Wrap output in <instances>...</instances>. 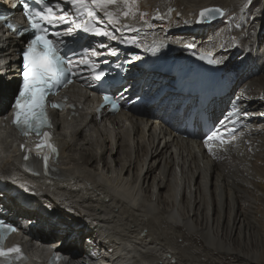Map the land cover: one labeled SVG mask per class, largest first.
Masks as SVG:
<instances>
[{
	"label": "bare ground",
	"instance_id": "obj_1",
	"mask_svg": "<svg viewBox=\"0 0 264 264\" xmlns=\"http://www.w3.org/2000/svg\"><path fill=\"white\" fill-rule=\"evenodd\" d=\"M128 2L127 16L124 0L109 5L118 23L108 18L104 24L114 35L140 40V51L152 50L166 63L186 62L187 50H193L186 46L190 43L197 50L214 49L226 69L236 73L232 90L244 76L259 71L237 89L251 127L232 147L213 154L198 140L142 117L148 113L144 109L103 127L92 125L94 119L69 127L57 118L58 155H49L47 169L32 153L24 159L21 145L31 150L30 142L17 144L11 136L0 141V188L6 184L2 193L10 194L9 186L26 189L57 209L52 214L56 221L67 215L77 229L86 227L79 230L85 233L80 239L88 241L97 260L112 256V264H264L259 249L264 242L254 244L250 235L252 226L258 229L253 217L262 218L264 230V115L252 114L264 112V0ZM211 5L224 7L227 16L218 24L197 25L198 11ZM245 11L247 18L241 15ZM13 77L0 78V115L15 89ZM249 179L256 191L249 188ZM255 196L262 200L257 207ZM10 198L11 204L17 202L13 194ZM24 213L26 218L39 215L37 210ZM41 236L54 238L44 232ZM58 236L68 240V233ZM71 241L76 243L67 244L69 252L78 249L77 240Z\"/></svg>",
	"mask_w": 264,
	"mask_h": 264
},
{
	"label": "snow or ice",
	"instance_id": "obj_2",
	"mask_svg": "<svg viewBox=\"0 0 264 264\" xmlns=\"http://www.w3.org/2000/svg\"><path fill=\"white\" fill-rule=\"evenodd\" d=\"M68 2L76 7V14L83 15L84 12L88 16L95 18V9L105 13L112 23H118V20L112 18V13L107 12L109 5H115L118 0H68ZM30 3L34 6L30 8ZM125 7L128 11L123 13L124 16L130 14L131 7L128 0H124ZM20 5L23 7L24 13L29 21L28 26H18L15 23H7L8 29L16 32L18 35H25L31 32V38L27 43L26 48L22 51V86L19 89L13 104V124L21 129L24 135L35 132L37 135L43 136V141L36 145L37 148H42L45 145L51 149L52 154L58 155V150L54 145L48 143L50 134L43 132L45 126L50 127V119L47 116L46 101L47 97L53 93V90H58L59 87H67L72 83V76L76 73L74 68L79 65H86L93 69L94 79L101 80L106 73L99 69V64L95 63L89 57V49H84L83 52L77 53L74 50L63 51L60 47L64 43L63 40H54L50 38L52 35L49 32V26L67 24L68 13L60 9V5H51V0H20ZM17 5H13L16 7ZM42 6V7H41ZM57 9H60L61 14L57 15ZM83 10V11H82ZM216 14H223L219 8H205L199 13L200 22L205 21L209 17H214ZM0 20H7V17L0 16ZM83 28L84 31L90 32L94 36H102L111 40H116L117 37L111 32L104 31L103 27L86 26L85 24L75 23L61 32H55L54 35L59 37L63 35H71L75 29ZM135 43V41H132ZM189 49L196 47L195 43L186 45ZM101 48L107 46L100 44ZM109 51L115 55L114 49ZM155 51V49H154ZM91 55L96 56L99 53L95 48L91 49ZM74 58H76L74 60ZM203 58V57H201ZM136 59H140L139 56ZM209 63H222V60L210 59ZM104 101L112 105L113 110H117L119 105L110 96L105 95ZM52 107L60 108L63 105L53 103ZM247 115V113H244ZM212 139V137H209ZM25 152V160L29 159L31 150L26 145H21ZM37 155H40L37 153ZM45 169L48 168L49 155L43 154ZM9 231H15L11 225H3L0 222V264H10L9 257H14L16 260H24L26 257L22 255L21 248L16 245L12 248L4 247V240Z\"/></svg>",
	"mask_w": 264,
	"mask_h": 264
},
{
	"label": "rangeland",
	"instance_id": "obj_3",
	"mask_svg": "<svg viewBox=\"0 0 264 264\" xmlns=\"http://www.w3.org/2000/svg\"><path fill=\"white\" fill-rule=\"evenodd\" d=\"M251 2L252 1H249L248 3H246L247 4V6H249L250 4H251ZM244 7L243 8H247V6H245V5H243ZM247 14V15H246ZM241 15H243L245 18H247L248 16H250V14L249 13H247L246 11H245V14H242L241 13ZM246 15V16H245ZM227 16V15H226ZM225 16V17H226ZM263 43H264V39H263ZM263 43H262V45H263ZM261 45V46H262ZM244 165V167L247 169V171L250 169V168H248L249 167V165L247 164H243ZM251 170V169H250ZM251 172H252V170H251ZM247 183H248V186H249V188L250 189H254V191H256V189L254 188V185H253V183H251V179H249V180H247ZM258 192V196H260L261 197V195H262V192L261 191H257ZM253 200H254V206L255 207H257L258 206V203H261L262 202V200L260 201L259 199L257 200V197L255 196L254 198H253ZM246 204H248V202H246ZM245 203H244V205H246ZM257 204V205H256ZM254 219V222H256V226H258V229H260L261 231H259L258 229H257V227L256 228H254V226H252V228H251V231H250V235H251V237H254V238H252V241H253V243L254 244H256V243H259V244H262L263 242H264V230L263 229H261V227H262V224H261V220H262V218H258V216L257 217H253ZM259 219V220H258ZM261 219V220H260ZM254 222H253V224H254ZM254 228V229H253ZM254 232V233H253ZM260 234H262V235H260ZM256 236V237H255ZM258 236V237H257ZM256 238V239H255ZM263 245V244H262ZM259 249H261V253H263L264 254V248L263 247H259Z\"/></svg>",
	"mask_w": 264,
	"mask_h": 264
},
{
	"label": "water",
	"instance_id": "obj_4",
	"mask_svg": "<svg viewBox=\"0 0 264 264\" xmlns=\"http://www.w3.org/2000/svg\"><path fill=\"white\" fill-rule=\"evenodd\" d=\"M206 8H219L222 10L223 14H216L214 17H209L207 18L205 21L203 22H200V16H199V13L201 10L198 11V15H197V19H196V24L197 25H209V24H217L219 23L225 16V8L220 6V5H211V6H208Z\"/></svg>",
	"mask_w": 264,
	"mask_h": 264
}]
</instances>
